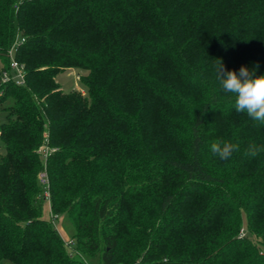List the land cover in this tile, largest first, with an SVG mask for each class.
Wrapping results in <instances>:
<instances>
[{"label": "trees", "instance_id": "obj_1", "mask_svg": "<svg viewBox=\"0 0 264 264\" xmlns=\"http://www.w3.org/2000/svg\"><path fill=\"white\" fill-rule=\"evenodd\" d=\"M15 44L25 82H0V262L264 264V150L245 154L264 148V124L216 73L264 75V0H0V73ZM73 67L86 93L57 81ZM217 141L240 151L222 160ZM46 200L69 213L70 247Z\"/></svg>", "mask_w": 264, "mask_h": 264}, {"label": "clouds", "instance_id": "obj_2", "mask_svg": "<svg viewBox=\"0 0 264 264\" xmlns=\"http://www.w3.org/2000/svg\"><path fill=\"white\" fill-rule=\"evenodd\" d=\"M255 65L252 70L241 66L239 72L226 71L223 64L216 66L217 78L222 90L233 94L235 97L234 106L237 113H246L249 118L259 124H264V75H256ZM211 152L222 160L232 157L234 152L240 151L238 143L229 141H217L210 145ZM264 148L250 142L245 150V154L255 157ZM83 264H88L87 259L80 254Z\"/></svg>", "mask_w": 264, "mask_h": 264}, {"label": "rangeland", "instance_id": "obj_3", "mask_svg": "<svg viewBox=\"0 0 264 264\" xmlns=\"http://www.w3.org/2000/svg\"><path fill=\"white\" fill-rule=\"evenodd\" d=\"M14 56V55H13ZM1 67V64H0ZM87 73L86 70L81 68H67L63 72L59 73L56 77L57 81L61 84V87L64 91H70L72 89L81 90L83 93H86V87L80 80V75ZM16 79H19L17 73L14 74ZM11 103V100L4 102L0 105V124L6 120L5 111L1 109V106H6ZM4 151V145L0 141V152ZM43 218L47 219L50 224L56 228L61 236L69 243V247L74 244V234H75V227L70 218L68 212H64L56 217L52 216L50 210V203L48 200L44 203L43 208ZM0 264H8L7 260H2Z\"/></svg>", "mask_w": 264, "mask_h": 264}, {"label": "built area", "instance_id": "obj_4", "mask_svg": "<svg viewBox=\"0 0 264 264\" xmlns=\"http://www.w3.org/2000/svg\"><path fill=\"white\" fill-rule=\"evenodd\" d=\"M16 44L10 48L9 55H10V67L12 70H14V73H11L9 70H1L0 73V82H6L11 79H14L17 84H23L25 82V70L23 64H21L17 59L14 58V50H15ZM17 73V76H19V79H16V76L14 74ZM49 148L47 146H42L41 151L44 154V156L47 155ZM42 182L47 183V177L46 172L43 171L39 175ZM46 195L48 196V191L46 192Z\"/></svg>", "mask_w": 264, "mask_h": 264}]
</instances>
